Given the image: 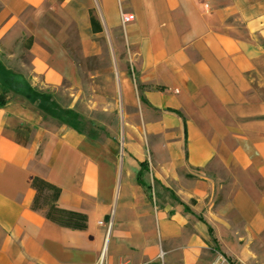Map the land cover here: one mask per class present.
<instances>
[{
	"label": "crops",
	"instance_id": "obj_1",
	"mask_svg": "<svg viewBox=\"0 0 264 264\" xmlns=\"http://www.w3.org/2000/svg\"><path fill=\"white\" fill-rule=\"evenodd\" d=\"M46 15L111 59L103 137L51 93L73 65ZM2 92L0 264H264V0H0ZM33 176L86 228L34 210Z\"/></svg>",
	"mask_w": 264,
	"mask_h": 264
},
{
	"label": "rangeland",
	"instance_id": "obj_2",
	"mask_svg": "<svg viewBox=\"0 0 264 264\" xmlns=\"http://www.w3.org/2000/svg\"><path fill=\"white\" fill-rule=\"evenodd\" d=\"M55 18L46 15L40 23L47 32L46 41L56 50V59L68 58L73 68L67 71L62 86L51 93L58 96L63 107L72 99L70 93H77L76 122L82 128L87 127L92 136L103 137L108 126L115 125L119 109V103L109 91L114 78V72L110 70L111 59L108 55L96 58L82 56L69 23Z\"/></svg>",
	"mask_w": 264,
	"mask_h": 264
},
{
	"label": "trees",
	"instance_id": "obj_3",
	"mask_svg": "<svg viewBox=\"0 0 264 264\" xmlns=\"http://www.w3.org/2000/svg\"><path fill=\"white\" fill-rule=\"evenodd\" d=\"M4 95L3 92L0 95V104L5 100ZM22 143L25 144L26 141ZM30 185L36 191L32 202V208L34 210L43 211L46 218L61 226L73 229L86 228L87 216L85 214L75 210L58 207L56 204L60 194V188L58 186L38 176L31 177Z\"/></svg>",
	"mask_w": 264,
	"mask_h": 264
},
{
	"label": "built area",
	"instance_id": "obj_4",
	"mask_svg": "<svg viewBox=\"0 0 264 264\" xmlns=\"http://www.w3.org/2000/svg\"><path fill=\"white\" fill-rule=\"evenodd\" d=\"M134 19L133 13L130 12H122L121 13V21L122 23L129 22Z\"/></svg>",
	"mask_w": 264,
	"mask_h": 264
}]
</instances>
